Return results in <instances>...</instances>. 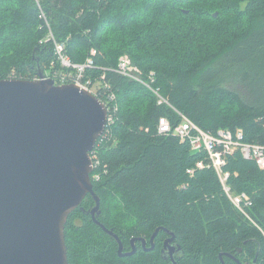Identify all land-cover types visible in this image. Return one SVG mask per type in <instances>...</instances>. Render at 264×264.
<instances>
[{
  "label": "trees",
  "instance_id": "trees-1",
  "mask_svg": "<svg viewBox=\"0 0 264 264\" xmlns=\"http://www.w3.org/2000/svg\"><path fill=\"white\" fill-rule=\"evenodd\" d=\"M54 41L75 63L92 58L87 77L115 97L114 124L91 153L100 214L89 213L88 195L70 215L69 264L171 263L162 255L167 232L153 251L139 243L121 257L96 221L124 253L165 228L182 249L178 264H264V169L240 151L226 155L232 193L249 198L238 209L206 151L159 132L162 118L176 127L183 115L205 132L241 130L243 143L264 147V0H0V80L61 71ZM125 56L170 105L117 73Z\"/></svg>",
  "mask_w": 264,
  "mask_h": 264
},
{
  "label": "water",
  "instance_id": "water-1",
  "mask_svg": "<svg viewBox=\"0 0 264 264\" xmlns=\"http://www.w3.org/2000/svg\"><path fill=\"white\" fill-rule=\"evenodd\" d=\"M107 123V108L94 94L57 85L43 71L35 80H0V264H69L70 215L88 195L96 202L89 213L100 214L90 154ZM96 223L116 238L121 257L135 254L136 242L153 251L158 234L167 232L163 259L178 264L182 249L167 229L149 241L134 239L124 253L121 240Z\"/></svg>",
  "mask_w": 264,
  "mask_h": 264
},
{
  "label": "built area",
  "instance_id": "built-area-1",
  "mask_svg": "<svg viewBox=\"0 0 264 264\" xmlns=\"http://www.w3.org/2000/svg\"><path fill=\"white\" fill-rule=\"evenodd\" d=\"M37 3L40 6V0H37ZM42 17L46 19V16L43 12ZM50 36L52 40H54L52 33ZM54 43L62 70L53 74L52 77L46 75V79H53L57 85L73 84L79 87L81 90H85L94 94L107 108V127L109 124L113 125L115 121V117L113 115V108H115V97L111 93H103V90H108L110 86L107 83L103 84V81H96L93 83L92 80L87 77V71L95 66L93 59L88 58L85 63H75L65 54V44L58 43L56 41H54ZM95 53L96 52L93 51L92 55H95ZM142 72L143 71L138 66H136L128 56L122 57L120 59L117 67V73L119 75L144 84L149 90L157 95L159 105H170V103H168V101L163 98L157 88H153V86L149 84L147 80L143 79ZM150 76L151 77L149 79L154 81L152 78L154 73H151ZM102 79L104 80V77H102ZM99 94H101V97L105 99L104 101L99 97ZM181 119L182 122L176 127H173L167 118H162L160 120L159 132L174 133L182 141H190L192 149L195 152L206 151L209 154L211 160L209 165L217 172L224 190L231 202L235 205V207L241 210L244 205L249 206L250 203L248 202V196L246 194H233L228 185L230 174L224 169L226 165L225 157L228 153L240 151V153H242L246 159L256 161L258 166L261 169H264V147L243 143L241 141L243 138V133L241 130H239L236 135H233L231 131L221 129L218 131L217 135H214L203 131L186 116L181 115ZM93 153L94 152H92V154ZM91 158L93 160V169L95 170L97 161L96 158H93L92 156ZM203 165V163L198 164L199 167H203Z\"/></svg>",
  "mask_w": 264,
  "mask_h": 264
},
{
  "label": "flooded vegetation",
  "instance_id": "flooded-vegetation-1",
  "mask_svg": "<svg viewBox=\"0 0 264 264\" xmlns=\"http://www.w3.org/2000/svg\"><path fill=\"white\" fill-rule=\"evenodd\" d=\"M139 243L141 244V247H142L144 250L150 248V245H151L150 243H148V244H147V248H146V247L143 245L142 242H136V243H135L136 251L138 250V245H139ZM130 249L132 250V243H131V248H130ZM131 250H130V251H131ZM130 251H129V252H130ZM166 253H168V252H166ZM177 256H178V255H177ZM177 256H176V257H177ZM176 257H175V259H176ZM170 260H171V259H170ZM170 260H168V261L170 262Z\"/></svg>",
  "mask_w": 264,
  "mask_h": 264
}]
</instances>
